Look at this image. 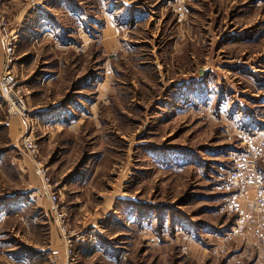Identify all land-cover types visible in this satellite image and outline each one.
Segmentation results:
<instances>
[{"label":"rangeland","instance_id":"1","mask_svg":"<svg viewBox=\"0 0 264 264\" xmlns=\"http://www.w3.org/2000/svg\"><path fill=\"white\" fill-rule=\"evenodd\" d=\"M50 1L0 0V77L29 112L0 82V264H65L66 238L72 264H264L224 207L232 158L264 138V0Z\"/></svg>","mask_w":264,"mask_h":264},{"label":"built area","instance_id":"2","mask_svg":"<svg viewBox=\"0 0 264 264\" xmlns=\"http://www.w3.org/2000/svg\"><path fill=\"white\" fill-rule=\"evenodd\" d=\"M17 40L18 35H15L12 39L9 38L5 42V51L8 56L11 55L13 44ZM7 62L10 63L11 60L9 59ZM10 72L9 64L5 65L4 72L0 77L2 95L9 102V109L12 110V112L15 110L18 115L27 117L29 112L25 109L21 99L15 95L16 81ZM33 135V127L29 128L26 126V130L22 138V144L29 157L33 158L39 175L46 180L45 167L41 165L40 162H37L35 158L37 157L38 149ZM263 158L264 138L247 139L244 143V151L236 154L232 158V166L226 173L225 193L227 195L225 196L224 207L229 213L236 215V225L231 227L232 229L236 230L240 224H243L248 220L255 226L254 232L256 237L264 241L263 179L255 167L256 162L262 160ZM49 198L51 204L54 206L53 203L56 202V197L52 194ZM65 248L68 260L65 264H72V241L70 238H66Z\"/></svg>","mask_w":264,"mask_h":264},{"label":"crops","instance_id":"3","mask_svg":"<svg viewBox=\"0 0 264 264\" xmlns=\"http://www.w3.org/2000/svg\"><path fill=\"white\" fill-rule=\"evenodd\" d=\"M50 2L44 3L43 5H41V3L40 4H35L31 8L32 9V13L29 14V12H28L29 10H28V11H26V14H22L21 16H19V20H22V21L21 22L19 21L20 22L19 29L21 28V32H20V35H18L17 43H19V42H21L23 40H26L25 38L28 37L27 33H29L30 30L35 31L34 29L37 27L38 22L41 25H44V24L49 25L50 22L53 21V18H52V15H51L53 13H50L49 11H47L48 8H50V5L53 6V4L50 3ZM65 9H67L69 11L68 4L65 6ZM27 27H28V29H25ZM44 36H47V38H52L53 37V35L50 33L49 30H47V28L44 31H41L40 37L42 39H44ZM53 42H54V40H53ZM49 125H51V123H49ZM54 246L55 245L48 244V246L45 248V250H47V252L49 253V250H54ZM35 250L39 252L42 249L39 248V249H35ZM48 253H46V255H48ZM55 260H57V258ZM20 263L25 264V261L21 260Z\"/></svg>","mask_w":264,"mask_h":264}]
</instances>
